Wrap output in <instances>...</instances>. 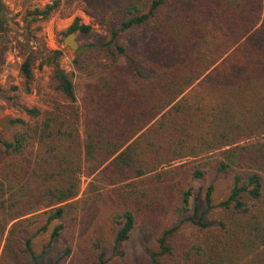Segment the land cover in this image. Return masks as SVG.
Wrapping results in <instances>:
<instances>
[{
  "label": "trees",
  "instance_id": "obj_1",
  "mask_svg": "<svg viewBox=\"0 0 264 264\" xmlns=\"http://www.w3.org/2000/svg\"><path fill=\"white\" fill-rule=\"evenodd\" d=\"M77 2L109 39L73 61L91 78L80 104L62 52L42 48L65 104L0 123V264L15 247L37 264L32 238L63 219L80 177L97 173L116 187V248L144 213L178 220L148 251L151 264H264V0H57L34 15ZM137 29L148 33L139 47L120 43ZM90 30L76 19L68 34ZM31 67L29 56L19 70L27 92ZM183 224L195 232L176 253L167 243Z\"/></svg>",
  "mask_w": 264,
  "mask_h": 264
},
{
  "label": "rangeland",
  "instance_id": "obj_2",
  "mask_svg": "<svg viewBox=\"0 0 264 264\" xmlns=\"http://www.w3.org/2000/svg\"><path fill=\"white\" fill-rule=\"evenodd\" d=\"M55 1L57 0H5L6 6L12 10V20L20 26L21 32L13 29V40L6 42L5 52L0 57V123L5 122L7 118H19L28 122L29 117L23 111L25 108L50 109L55 104H65L54 91L51 81L53 67L45 53H42V48L51 52H62L57 63L65 73H73L78 104L85 85L91 80L86 74L89 73L88 70L83 68L84 73L75 70L73 61L77 55L64 46L63 41L76 19L80 25L91 27L87 34L74 32L78 44L91 46L89 50L101 48L102 44L108 41L107 29L85 12L82 2L75 3L67 14L62 10L52 13L47 20L34 15L36 9L41 10ZM147 35L145 29L133 30L126 34L120 43L134 49L141 45ZM29 56L32 57V82L27 92L19 70L22 62ZM89 58L90 54L84 57L85 60ZM195 86L196 84L189 91L195 89ZM21 129L22 127H17V130ZM4 136L7 137L6 132ZM115 188L110 186L100 173L91 177L81 176L78 194L66 205L63 219L53 222L45 233L35 234L37 230H33L32 234L35 236L32 238V249L37 257V264H99L100 253H103L105 264H151L148 251L158 250V236L165 229L177 225L178 220L151 216L149 218L142 213L137 216L129 239L116 248L109 221L112 209L109 196ZM57 224H63L62 232L55 237L50 247L44 249L52 229ZM42 225L43 223H38L36 229ZM193 232V228L183 224L177 233L169 238L168 246L174 247L175 252L180 253L182 243ZM6 235L7 232L4 233V240ZM4 240L0 257L4 253ZM10 256H13L12 264H34L22 247H15ZM161 264H178V256L163 259Z\"/></svg>",
  "mask_w": 264,
  "mask_h": 264
},
{
  "label": "flooded vegetation",
  "instance_id": "obj_3",
  "mask_svg": "<svg viewBox=\"0 0 264 264\" xmlns=\"http://www.w3.org/2000/svg\"><path fill=\"white\" fill-rule=\"evenodd\" d=\"M6 4L5 0H0V57L5 52L6 42L13 40V29L20 31V26L13 21V14Z\"/></svg>",
  "mask_w": 264,
  "mask_h": 264
},
{
  "label": "water",
  "instance_id": "obj_4",
  "mask_svg": "<svg viewBox=\"0 0 264 264\" xmlns=\"http://www.w3.org/2000/svg\"><path fill=\"white\" fill-rule=\"evenodd\" d=\"M64 46L70 48L73 50L77 56H79L81 53L89 50L91 46H80L78 42L76 41V36L73 33H70L66 36V38L63 41Z\"/></svg>",
  "mask_w": 264,
  "mask_h": 264
}]
</instances>
